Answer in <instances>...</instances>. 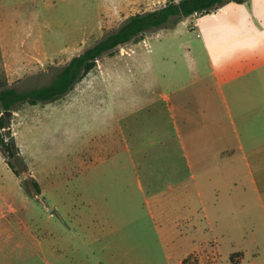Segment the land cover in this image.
I'll use <instances>...</instances> for the list:
<instances>
[{
    "label": "rangeland",
    "instance_id": "rangeland-1",
    "mask_svg": "<svg viewBox=\"0 0 264 264\" xmlns=\"http://www.w3.org/2000/svg\"><path fill=\"white\" fill-rule=\"evenodd\" d=\"M169 1L0 0V78L5 77L10 86L20 91L48 85L74 56L116 30L129 16L153 10ZM219 9V18L210 27L204 29L197 25L193 28L196 16L197 22L200 17L208 20ZM178 26L182 30L180 33L172 31ZM242 40L250 44L264 42V0L231 1L208 13L194 14L176 24L170 22L102 55L96 66L75 84L70 100L83 98L85 105L92 109L97 104L93 101L95 91L91 89L101 87L102 92L105 89V123L102 117L96 119L95 110L86 111L83 104H79L74 112L70 111L64 104L65 100L55 101L62 102L59 105L25 103L12 111L10 136L16 138L14 149L18 154L12 155L7 150L3 154L0 150V264H76L65 251L55 257L50 247L53 240H50L48 232L50 225L56 222L62 229L72 227L73 224L63 221V217H74L83 211L81 182L77 188L69 187L67 192L72 197L67 200L69 206L64 211L59 201L65 191H57V195L51 196L52 205L49 191L42 189L40 194H36L29 178L37 179L40 170L58 179L68 174L73 177L80 175L85 163L74 155L81 151L82 137L91 128L108 129L110 124L113 129L114 106L116 115L123 111L124 138L130 139L133 126L135 132L143 133L144 140L156 145L155 154H163V159L154 161L155 165L179 167L180 175L167 176L165 182H175L177 178L191 186V199L195 200V207L201 209L205 230L202 238L197 240L201 249H197L195 262L201 258L200 264H264V214L254 194H249L245 203L239 195L240 187L231 192L222 190L221 167L217 163H225V156L217 162L209 157V133L197 137L202 143L203 154L208 156L206 162L209 165L211 161L214 163L203 168L197 164V148L187 142L182 131L177 137L173 130V119L181 121L182 117L196 123L198 134L210 128L197 126V120L208 122L210 117L202 95L203 86L198 83L196 90L193 72L186 71L187 63L193 64L194 57H197L199 72L208 74L216 60L217 44ZM174 59L184 72L179 80L190 83L181 95L182 101L186 102V108L181 111L176 106L175 95H172L178 81L169 77L172 68L169 70L168 64ZM167 81L173 83L169 88L164 85ZM206 81H210L209 77ZM163 91L171 94L173 110L168 111L159 97ZM148 93H151L150 111L141 109ZM176 93L180 96V92ZM213 102L217 117L227 130L224 101L218 96ZM201 109L203 116L198 112ZM153 129L169 131L164 150L158 149L161 139L156 137L157 132H152ZM19 155L26 165L18 161ZM7 160L15 165L19 175L12 171ZM197 182L211 188L210 191L203 190L206 195L201 203H198L196 195ZM118 196L128 202L125 192H119ZM122 209L119 199L112 207L116 210V217L119 216L118 210ZM206 210L210 220L205 218ZM141 226V223L119 218L112 222L109 229L117 228L102 243H111L114 249L106 250L102 260L121 264H180L179 257L184 252L172 246L162 247L157 235L146 230V235L138 234L137 231L143 230ZM82 241L78 238L75 242L81 245ZM180 247L187 249L188 243L184 245L183 240ZM86 250L89 251L84 249V256ZM77 258V261L82 259L80 253ZM91 261L96 264V257Z\"/></svg>",
    "mask_w": 264,
    "mask_h": 264
},
{
    "label": "crops",
    "instance_id": "crops-1",
    "mask_svg": "<svg viewBox=\"0 0 264 264\" xmlns=\"http://www.w3.org/2000/svg\"><path fill=\"white\" fill-rule=\"evenodd\" d=\"M220 11V9L217 10V14L213 13L215 16L208 20L200 17L197 22L196 16L193 19V28H197V25L204 29L210 27L219 18ZM172 31L180 33L182 30L178 26ZM178 63L176 59L174 62L169 61L168 69L172 68L169 77L178 81L172 95H175L176 106L181 111L186 108V102L182 101L181 95L190 83L186 80L182 83L179 80L183 78L184 72ZM192 63H187L186 71L193 72L196 90L197 84H202L204 92L202 95L205 96L207 103L205 108L210 117L208 122L197 120V126L199 124L201 129L210 128L198 134L199 131L195 129L196 123L182 117L181 121L173 119L174 133L180 137L182 131L187 142L193 148H197L195 152L197 164L203 168H208L214 164L213 161L217 162L219 158L225 156V163L222 161L217 163L221 167L220 186L222 190L231 192L234 188L240 187L239 195L245 203L249 194H254L257 205L264 214V42L250 44L242 40L217 44L216 60L212 62V70L208 74L199 72L197 57H194ZM208 77L209 82L206 81ZM171 84L173 83L170 81L164 82L167 88ZM82 89L79 88V90ZM91 90L95 91L93 101L97 105L92 106L94 109L85 105L83 98L71 101L72 91L56 101L65 100L66 108L73 112L79 104H83L86 111L95 110L96 119L102 117V122L105 123L107 114L103 104L107 101L104 94L106 90L103 89L102 92L101 87ZM82 91H89V89ZM176 92H180V96ZM150 94H147L148 98L145 99L142 110L150 111L149 106L152 105L149 100ZM218 96L225 104L228 117L227 130L224 129L222 120L217 117L218 111L213 102ZM159 97L165 102L168 111L174 109L170 105L171 94L163 91ZM61 103L48 102L50 105ZM198 112L203 116L202 109ZM112 113L114 116L113 129L110 124H108V129L105 127L104 129L91 128L88 129L86 136L82 137L81 151L74 155V158L85 163L80 175L73 177L68 174L58 179L40 170V176L37 177L41 191L42 189L49 191L50 202L51 196L57 195V191L66 192L59 201L61 202L60 208L64 211L69 206L67 200L72 197L67 192L69 187L77 188L81 182L83 211L76 213L74 217H63V221L71 222L73 226L62 229L56 222L55 225L49 227L51 241L53 240L50 244L53 254L58 258L63 254L62 251H65L72 257L71 261L76 264H93L91 259L95 257L96 264H121L118 261L108 262L101 258L107 254L106 250L114 249L111 243H102V241L114 233L117 227L110 230L109 225L119 218L128 220L130 223H141L143 226L140 228L143 230L137 231L138 234L146 235V231L151 232L150 234L157 235V241L162 247L172 246L184 252L179 257L180 264L202 263L201 258L195 262L194 256L198 255L196 254L197 249H201L197 240L202 238L205 230L202 226L201 209L199 206L195 207V200L191 199L193 195L191 186H186V182L177 180V178L175 182L170 180L165 182L167 176L180 175L179 167L177 165H155L154 161L157 162L164 157L163 154H155L156 145H153L150 140H144L143 133L135 132L133 126L130 139L124 138L123 111L119 112V116L116 115L114 106ZM152 132H157L156 137L161 139L158 149L164 150L167 138H169L166 135L169 131L160 132L153 129ZM205 133L210 135L208 155L213 159L210 165L206 162L208 156L203 154L202 143L197 140V137L200 138ZM195 187L198 203H201L203 196L206 195L203 194V190L210 191L211 188L203 187L198 182ZM119 192L127 194L128 202L118 196ZM119 199L123 209L118 210L119 216L116 217V210H112V207ZM204 214L205 218L210 220L207 210ZM78 238L83 240L81 242L83 244H76L75 241H78ZM183 240L184 245L188 243V247L182 250L180 246ZM86 248L89 251L86 250L87 254L85 253L84 256L83 250ZM79 253L82 259L77 261Z\"/></svg>",
    "mask_w": 264,
    "mask_h": 264
},
{
    "label": "trees",
    "instance_id": "trees-1",
    "mask_svg": "<svg viewBox=\"0 0 264 264\" xmlns=\"http://www.w3.org/2000/svg\"><path fill=\"white\" fill-rule=\"evenodd\" d=\"M231 1L241 3L244 0H171L153 10L133 14L116 30L74 56L60 69L57 76L48 85L20 91L10 86L5 77L0 78V150L3 154L5 150L12 155L18 154V150H15L7 140L11 134V116L5 114L6 110L14 112L25 103L36 105L56 101L69 93L75 84L96 66L97 60L105 53L112 52L118 46L139 39L149 31L165 27L170 22L176 24L194 14L208 13ZM5 157H7L6 154ZM17 159L26 165L20 155ZM7 163L12 171L19 175L15 165L8 160ZM29 179L35 187L36 194H40L41 187L37 179L33 176H30Z\"/></svg>",
    "mask_w": 264,
    "mask_h": 264
},
{
    "label": "water",
    "instance_id": "water-1",
    "mask_svg": "<svg viewBox=\"0 0 264 264\" xmlns=\"http://www.w3.org/2000/svg\"><path fill=\"white\" fill-rule=\"evenodd\" d=\"M219 7H216V9H218ZM12 113V111L11 110H6L5 111V114L6 115H10ZM9 141H10V143H11V146L13 147V148H15V146H16V138H15V136L14 135H11L10 137H9Z\"/></svg>",
    "mask_w": 264,
    "mask_h": 264
},
{
    "label": "flooded vegetation",
    "instance_id": "flooded-vegetation-1",
    "mask_svg": "<svg viewBox=\"0 0 264 264\" xmlns=\"http://www.w3.org/2000/svg\"><path fill=\"white\" fill-rule=\"evenodd\" d=\"M49 233V232H48ZM49 235H50V233H49ZM52 238H51V236H50V240H51ZM41 242H40V240L38 239V244H40Z\"/></svg>",
    "mask_w": 264,
    "mask_h": 264
}]
</instances>
